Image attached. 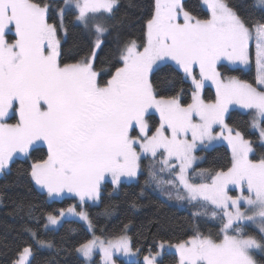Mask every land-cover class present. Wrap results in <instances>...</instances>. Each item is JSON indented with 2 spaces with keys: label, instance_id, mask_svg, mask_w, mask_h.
Masks as SVG:
<instances>
[{
  "label": "snow or ice",
  "instance_id": "obj_1",
  "mask_svg": "<svg viewBox=\"0 0 264 264\" xmlns=\"http://www.w3.org/2000/svg\"><path fill=\"white\" fill-rule=\"evenodd\" d=\"M117 2L65 0L66 6L76 9V20L90 26L97 39L89 55L76 63L62 64L57 26L48 22V6L41 0H0V170L11 165L16 153H28L36 141H44L47 158L31 166V177L49 196L67 190L84 202L99 198L106 176L118 185L122 177L137 175L142 154L153 158L159 154L163 157L159 171L173 174V179L164 180L152 172L156 186L162 190L171 187L178 200H202L213 205L217 211L212 216L219 215L224 233L219 242L197 234L178 244V264H257L250 252H264V243L244 236L240 225L257 223L264 233V159H249L251 143L241 132L233 134L234 129L224 123V114L230 104L238 103L255 109L264 119V23L242 18L225 0H206L210 9L207 19L183 10L181 0H155L142 51L134 41L126 45L120 55L122 66L101 83L94 62L102 44L100 37L108 29L98 17L113 14ZM260 4L264 5V0ZM63 13L61 8V17ZM13 28L15 39L10 42L8 33ZM253 41L259 69L256 86L235 78L222 81L217 62L227 58L247 64ZM168 59L175 61L194 85L192 103L187 106L175 97L156 98L150 74L158 61ZM196 65L199 78L194 74ZM206 80L216 85L214 102L201 97ZM153 107L160 113L154 131L145 119ZM10 112L18 114V122H5ZM194 116L199 122L193 121ZM214 124L227 130L232 166L212 175L210 183H191L187 173L195 159L192 150L196 141L214 139ZM253 124L264 137V127L256 121ZM137 126L139 134L134 136ZM173 159L178 165L170 163ZM229 185L239 186L240 195L230 196ZM241 202L246 205L244 211ZM66 213L91 227L88 214L76 212L74 207L58 215L49 213L44 227L60 224ZM26 230L41 246L52 247L50 242L39 240L31 228ZM230 231L235 235H229ZM97 246L107 264H112L113 249L132 251L127 236L106 244L94 238L76 251L88 258ZM164 247L161 242L156 253L150 251L144 264H156ZM31 255L30 247L23 248L14 264H30Z\"/></svg>",
  "mask_w": 264,
  "mask_h": 264
},
{
  "label": "trees",
  "instance_id": "obj_2",
  "mask_svg": "<svg viewBox=\"0 0 264 264\" xmlns=\"http://www.w3.org/2000/svg\"><path fill=\"white\" fill-rule=\"evenodd\" d=\"M41 2L49 6L48 22L55 24L59 33L64 32L60 44L61 63H76L82 57L89 55L97 37L90 26L85 27L77 22V11L74 8H66L61 18L60 9L65 8V0H41ZM225 2L242 18L264 23V8L258 7L254 0H225ZM181 3L183 10L199 19L210 17L201 0H181ZM154 11L155 0H118L113 14L98 17L99 22L108 29L100 37L102 44L96 50L94 62L95 70L100 73L101 83L110 79L115 69L122 66L120 55L126 45L134 41L142 51V45L146 42L147 20ZM220 66L226 73L256 86L257 72L254 62L249 69ZM198 73L196 65L194 74ZM150 79L157 96L174 97L182 94L185 104L191 102L193 85L176 62L162 61L158 66L153 67ZM206 94L209 99H215V93L210 87H207ZM231 107L226 118L228 126L240 131L251 140L254 148L253 160L264 159V141L260 133L252 127V111L245 112L234 105ZM261 124L264 127V119ZM47 154L46 146H35L27 154L15 157L5 173L0 176V213L37 245V249L33 250L30 257V264H63L60 257L66 251L64 246L54 242H50L52 247L41 246L26 229L31 228L38 233L39 240L47 241V228L44 227L47 223V215L49 213L57 215L59 211L70 207L76 201L74 198L50 201L46 191L37 186L31 177V166L46 159ZM197 155L201 160L196 163L195 168L207 171L208 179L216 172L227 171L232 166L231 151L223 144L203 146L198 149ZM153 189L154 186L149 181L147 172L142 170L136 179L123 181L117 191L110 182H104L98 203L86 204L93 232L105 239L128 233L135 216L148 209V195ZM173 204L181 211V242L197 235V230L205 228L206 225L212 228L210 233L218 239L219 224L209 225L208 221L197 215V212L203 208L207 209L206 202L179 200ZM210 208L215 209L213 205H210ZM248 230L264 242L258 231L251 227ZM256 259L259 264H264V252L258 253ZM163 260L171 264L179 261L177 254L167 248L163 250ZM95 264H103L98 256L95 258Z\"/></svg>",
  "mask_w": 264,
  "mask_h": 264
},
{
  "label": "rangeland",
  "instance_id": "obj_3",
  "mask_svg": "<svg viewBox=\"0 0 264 264\" xmlns=\"http://www.w3.org/2000/svg\"><path fill=\"white\" fill-rule=\"evenodd\" d=\"M255 4L258 7L264 8V5L260 4V0H254ZM201 3L203 7L209 11L210 9L208 8L206 4V0H201ZM118 4V2H117ZM48 6V5H47ZM117 6V5H116ZM64 10L66 8H74V7H68L64 6ZM49 8V6H48ZM116 8V7H115ZM114 8V9H115ZM75 9V8H74ZM76 10V9H75ZM62 18V17H61ZM80 23L79 21H77ZM182 22V20H181ZM82 24V23H80ZM83 25V24H82ZM57 36L60 40V44L62 41V38L64 36V32L60 31V33L57 30ZM8 39L11 42L12 40L15 39V34H14V28L8 33ZM12 39V40H10ZM123 51V50H122ZM121 51V53H122ZM170 60V59H168ZM172 61V60H171ZM162 61H158L153 67L158 66ZM175 62V61H174ZM255 63L256 67V72L257 76L259 74V69L256 64V55H255V44L254 41L250 42L249 46V62L247 64H243L240 62H233L228 60L227 58H221L216 65L217 71L220 73V78L222 81L227 82L229 79L235 78L240 81L242 80L240 77L230 75L226 73L220 65H228L231 68L234 67H242L244 69H249L251 65ZM198 71L199 67L197 65ZM181 69V68H180ZM182 70V69H181ZM183 71V70H182ZM185 75V74H184ZM197 78H199V73L196 74ZM186 76V75H185ZM187 77V76H186ZM111 78V77H110ZM188 78V77H187ZM188 80L191 82V79L188 78ZM193 85V83L191 82ZM207 87H210L214 93H215V99H209L206 94V89ZM195 91L194 85H193V92ZM155 92V91H154ZM192 92V94H193ZM156 95V93H155ZM177 98L180 102L181 105L187 106L188 104L192 103V98L191 102L188 104H185L183 102V95L180 94L178 96H174ZM201 97L204 99L205 102H214L216 100V85L213 81L211 80H206L204 84V88L201 91ZM157 99L164 98V99H169L172 97H159L156 95ZM231 105H234L238 109L242 111H252V127L255 131L260 133V129L258 127H255L253 122L256 121L260 127H262L261 121L262 118H260L257 115V112L255 109H248L244 108L242 105L238 103H232L229 105L227 112L224 114V123L228 126L226 118L231 110ZM19 116L17 113L10 112L9 117L6 119L5 122L9 124H14L18 122ZM145 119L147 120L149 127L152 131L155 130V127L159 126L160 123V113L157 109L154 107L149 109L148 113L146 114ZM194 122H199V117L194 116L193 117ZM229 127V126H228ZM230 128V127H229ZM234 130L233 134L235 133ZM223 132V135L221 133ZM240 132V131H239ZM139 134V128L137 126L136 130L132 132V135H138ZM151 134V133H150ZM242 134V133H241ZM212 135L214 139L208 140L204 139L203 141H196L195 147L192 150V156L195 158L192 161L191 167L188 169V176L190 179L191 183L195 184H200V183H210V177L209 179L207 178V171L204 169L200 168H195L196 163L200 162L201 158L198 157L197 151L203 146H214L218 144H223L226 145L232 154V149L231 145L229 144L228 140L225 139L227 137L228 133L227 130L222 127L220 124H214L212 127ZM243 135V134H242ZM261 136V135H260ZM244 139L248 140L251 143L253 151L249 154V159L252 160L253 162H258L259 160H253L252 155L254 152V148L252 145L251 140L247 139L243 135ZM262 140L264 141V137H261ZM187 139L191 141V135L189 134ZM43 145L47 147V143L44 141H36L30 149H32L35 146ZM48 148V147H47ZM29 149V151H30ZM137 151L139 152L140 149L138 148ZM27 153H16L13 157H18L20 155H25ZM159 154L153 158L148 154H142L140 156L139 160V168L137 171V175L142 171H146L149 177V181L151 184H153L154 189L149 193L148 195V209L146 211H143L141 213H138L135 218L134 222L132 224V227L130 231L122 236H127L130 241H131V249L132 251L130 253H125L120 250L113 249L111 252V262L112 264H144V257L149 255V252L151 251L153 254L157 252L158 250V245L163 242L165 247L163 249H160L161 255L157 258L156 264H171V263H165L163 260V250L164 249H169L170 251H173L177 254L178 259H179V251L177 249V245L181 243L180 240V215L181 211L180 208L176 207L173 203H177L179 201L178 199L175 198V191L168 186H165L164 190H162L160 187H157L155 182L151 179L150 173L156 172V174L160 177H162L164 180H171L173 179V174H170L169 172H160L159 169L162 167V165L159 163V161L162 159ZM233 159V156H232ZM144 162V165H143ZM171 164L173 165H178V161L173 159L170 161ZM195 168L194 171H192ZM8 169L5 168L4 170H0V176L5 173V171ZM178 167L176 168V171H178ZM137 175L135 177H122L121 182L118 185H114L111 181L110 175L106 176L105 180L101 184V189H100V195L102 192V187L104 182H110L115 191L119 189L120 184L123 181L126 180H133L136 179ZM39 186V185H37ZM40 187V186H39ZM166 189V190H165ZM47 193V190L44 189ZM172 190V191H171ZM167 192V193H166ZM168 192H172V196L168 195ZM181 195H184V192L181 191ZM228 194L230 196H238L240 195V188L237 185H229L228 186ZM247 195V192L244 193ZM48 199L50 201L53 200H58L62 198H74L76 201L70 206L74 207L76 209V212L84 211L88 214V211L86 210V204L89 203L91 205L97 204L99 201V198L97 200H90L86 199L84 202L80 201V198L78 194L68 192L67 190H64L62 193L49 196L47 193ZM194 202L196 200L190 201L188 199L180 200V202ZM207 209L203 208L199 212H197V215L199 217H203L206 221L209 222V225L215 226V224H219V236L218 239L214 238L213 235L210 233L212 232V228L208 227L206 225V229H198L197 234H202L205 236H211L212 239L216 240L217 242L223 240L224 233L222 232V223L219 219V215L216 217L212 216V213L214 211H217V209L210 208L209 203L206 202ZM212 206V205H211ZM68 207V208H70ZM66 208V209H68ZM62 209V210H66ZM241 210L244 211L246 210V205L241 202ZM60 213V211H59ZM58 213V214H59ZM57 214V215H58ZM249 215L251 214L250 212L248 213ZM55 215V214H54ZM242 229V233L244 236H252L253 238L257 239L259 242L264 243L260 238H258L255 235H252L249 233L248 228L251 227L258 231L262 238L264 239V233H261L259 229V225L257 223H252V222H245L240 225ZM229 235H235V232H229ZM120 237V236H119ZM94 238H99L100 241H104L105 244L107 241H115L118 237H113L109 239H105L100 237L99 235H96L93 230L92 226L89 227V225L81 220L78 216L74 214H65L64 217L61 218V222L58 225H49L47 227V236L46 239L48 242H54L58 245L64 246L66 251L62 257H60V260L63 264H95V258L98 256L103 264H107L106 258L104 256L103 250L97 246L95 250L93 251L91 257L85 258L81 253L76 251L78 246L82 243H85L89 240H92ZM156 246V247H155ZM25 247H30L33 250L37 249V245L35 244L34 241L26 237L17 227L14 225L8 218H6L3 214L0 213V264H14V261L17 260L19 252L25 248ZM155 247V248H154ZM258 253H263L260 250H252L250 254L252 255L253 259L256 260V255ZM31 257V256H30ZM29 257V260H30ZM122 261L124 263H122ZM178 264V262L174 263ZM257 264H259L257 262Z\"/></svg>",
  "mask_w": 264,
  "mask_h": 264
}]
</instances>
